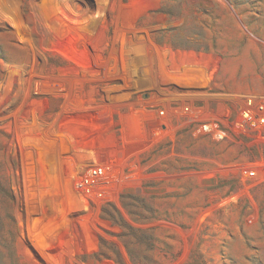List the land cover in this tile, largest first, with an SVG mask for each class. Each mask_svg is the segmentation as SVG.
<instances>
[{
  "label": "rangeland",
  "instance_id": "374dc122",
  "mask_svg": "<svg viewBox=\"0 0 264 264\" xmlns=\"http://www.w3.org/2000/svg\"><path fill=\"white\" fill-rule=\"evenodd\" d=\"M202 65L264 91V0H0V264H264V182L198 173L264 133L228 150L146 122Z\"/></svg>",
  "mask_w": 264,
  "mask_h": 264
},
{
  "label": "built area",
  "instance_id": "2783aa9c",
  "mask_svg": "<svg viewBox=\"0 0 264 264\" xmlns=\"http://www.w3.org/2000/svg\"><path fill=\"white\" fill-rule=\"evenodd\" d=\"M176 81L177 94L162 96V105L153 109L146 121L155 136L173 138L178 134L181 138L190 132L197 140L224 144L231 150L245 141L255 142V135L264 133V91L228 86L204 65L181 73ZM143 126L145 121L140 122V128ZM212 160L215 164L211 169L198 170L201 179L229 176L240 180L244 189L264 182V156L248 158L242 153L224 163ZM111 171L108 162L90 166L77 186L83 192L92 190L109 180Z\"/></svg>",
  "mask_w": 264,
  "mask_h": 264
}]
</instances>
